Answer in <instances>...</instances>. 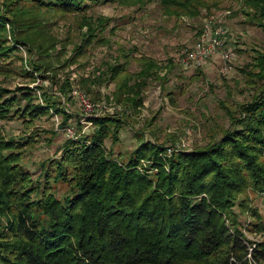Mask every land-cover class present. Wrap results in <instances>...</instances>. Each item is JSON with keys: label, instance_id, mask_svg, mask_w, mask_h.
<instances>
[{"label": "trees", "instance_id": "trees-1", "mask_svg": "<svg viewBox=\"0 0 264 264\" xmlns=\"http://www.w3.org/2000/svg\"><path fill=\"white\" fill-rule=\"evenodd\" d=\"M110 1L139 8L152 0H0V74L42 79L0 86V121L31 124L56 115L59 128L73 131L35 174L22 163L30 136L0 134V264H264V214L251 204L252 196L264 195V46L251 48L250 61L237 68L259 88L235 109L221 105L228 126L216 139L166 154L170 144L140 137L114 155L124 120L101 110L68 111L64 102H77L71 94L77 88L66 75L57 77L92 43L104 42L106 18L98 17V28L84 13ZM206 1L159 0L188 16ZM242 1L264 32V0ZM54 13L79 14L85 27L65 59L50 30ZM126 59L106 65L107 77L117 102L139 107L157 66L139 58L138 70L128 72ZM85 80L79 83L90 92L92 80Z\"/></svg>", "mask_w": 264, "mask_h": 264}, {"label": "rangeland", "instance_id": "rangeland-1", "mask_svg": "<svg viewBox=\"0 0 264 264\" xmlns=\"http://www.w3.org/2000/svg\"><path fill=\"white\" fill-rule=\"evenodd\" d=\"M211 2L207 0L196 16L169 12L159 0L139 8L110 1L93 5L84 13L88 23L98 28L101 26L97 24L98 17L106 18L105 27H100L104 29V42L92 43L84 55L60 70L57 77L61 81L66 75L79 92L85 93L89 102L104 106L102 112L112 111L124 120L119 140L113 145L114 155L131 149L140 137L170 145L183 143L184 148L204 146L228 126L221 105L235 109L236 104L248 101L259 88V81H251L237 69L250 61L251 48L264 46V32L255 25V18L245 14H251L254 9L242 0H215L210 5ZM225 11L229 13L224 15ZM219 16L226 28L224 47L232 52L227 70H219L217 53L202 61L198 68L200 73L191 63L179 65L175 60L177 52L193 44L206 20ZM49 19L51 32L63 44L60 52L65 59L71 56L73 47L81 42L85 32L81 15L54 13ZM123 54L127 55L123 57ZM23 55L26 56L24 51ZM125 58L128 72L138 70L139 58L151 59L157 66L140 92L143 100L139 107L117 102L112 95L115 81H109L105 67L123 62ZM80 79H86L85 84L92 80L88 83L90 92L81 86ZM41 80L37 78L32 83L17 75L0 74V86L7 88L24 83L34 86L42 84ZM64 106L70 112L89 114L73 99L64 102ZM83 121L84 118L80 120L82 130L89 132L88 121ZM58 122L56 115L36 118L31 124L15 119L0 121V134L8 138L30 136L29 145L23 147L22 163L35 174L40 160L59 154L66 133L58 127ZM106 143L109 144V140ZM251 204L264 214V195L252 196ZM246 236L252 240L260 238L254 233H246Z\"/></svg>", "mask_w": 264, "mask_h": 264}, {"label": "built area", "instance_id": "built-area-1", "mask_svg": "<svg viewBox=\"0 0 264 264\" xmlns=\"http://www.w3.org/2000/svg\"><path fill=\"white\" fill-rule=\"evenodd\" d=\"M228 13V11H225L224 15ZM221 16L206 20L199 29L193 44L189 47H184L177 52L175 60L179 65L191 63L195 67H200L204 59L217 53L220 59V64L218 66L219 70L222 72L227 70L229 67L228 63L232 58V52L224 47L226 28L222 24ZM71 94L76 97L78 104L83 110L89 112L88 115L96 114L100 109L102 112L104 106L102 107L99 104L95 105L94 103L89 102L87 97L77 89H73ZM108 112L111 113L112 111ZM83 122H86V120ZM63 130L65 131L66 136L73 137V131L70 127H65ZM184 147L183 143L167 145L165 153L169 154L173 150L183 149Z\"/></svg>", "mask_w": 264, "mask_h": 264}]
</instances>
